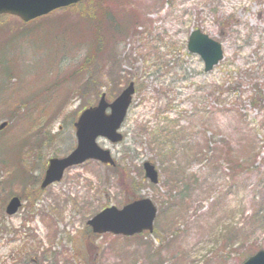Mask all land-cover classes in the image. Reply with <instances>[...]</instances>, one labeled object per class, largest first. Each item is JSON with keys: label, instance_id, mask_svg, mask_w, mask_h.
I'll use <instances>...</instances> for the list:
<instances>
[{"label": "rangeland", "instance_id": "obj_1", "mask_svg": "<svg viewBox=\"0 0 264 264\" xmlns=\"http://www.w3.org/2000/svg\"><path fill=\"white\" fill-rule=\"evenodd\" d=\"M129 8L134 33L116 35L98 68L84 65L85 29ZM99 10L92 27L78 25ZM0 26V264H242L264 250V0H92L29 23L0 15ZM197 28L223 46L211 71L188 50ZM130 81L123 141L97 139L118 166L87 161L42 189L48 160L76 146L80 112ZM13 195L23 204L9 215ZM141 197L158 207L153 233L87 225Z\"/></svg>", "mask_w": 264, "mask_h": 264}, {"label": "water", "instance_id": "obj_2", "mask_svg": "<svg viewBox=\"0 0 264 264\" xmlns=\"http://www.w3.org/2000/svg\"><path fill=\"white\" fill-rule=\"evenodd\" d=\"M82 0H0V15L11 14L28 22L49 12L75 4ZM188 50L197 53L204 61L205 71H211L224 58L221 42L210 37L201 29L193 30L188 40ZM136 92L134 81L126 85L112 100L103 92L97 104L82 110L74 123L77 144L67 155L49 159L41 188H46L63 178L67 168L97 160L115 165L116 161L108 148L97 142L104 137L112 143H119L124 135L121 128L127 117ZM7 122L0 124L4 128ZM145 176L155 184L159 183V170L151 160L143 162ZM22 206V200L14 195L6 205V213L13 215ZM158 208L152 199L144 197L125 204L121 208L111 205L103 208L87 224L94 233H112L115 235L133 236L144 231L153 232ZM242 264H264V250H259Z\"/></svg>", "mask_w": 264, "mask_h": 264}, {"label": "trees", "instance_id": "obj_3", "mask_svg": "<svg viewBox=\"0 0 264 264\" xmlns=\"http://www.w3.org/2000/svg\"><path fill=\"white\" fill-rule=\"evenodd\" d=\"M92 0H84L81 1L77 4V5H82L86 2H89ZM74 6V5H72ZM71 6L65 7L63 8L64 10L69 9ZM101 10H99V12H89L88 14V19L83 21V26L82 24H78L81 25L84 28H87L86 26H91L93 25V23H91L93 16H97V14L100 15ZM103 17L100 16V18L103 20L104 23H106V26L101 28L99 27V25H96V27H93V32L90 35V31L89 29H85L88 35V42H89V47L90 49V54L91 56L86 57L85 58V62L84 65H92V63H95L98 66L101 63H105L107 61L108 58H111L112 56H114V53H112L111 48L109 49V52L107 51L109 45L111 46V44L113 43V41L116 38V35H118L119 37L123 38L126 37L128 35H132L134 33V30L136 28L135 25V20H136V16L137 14H135L132 10H130V8L127 10H125L121 15L119 14H113L110 11H107L104 13V11H102ZM138 17V16H137ZM31 22V21H30ZM25 23H29V22H25ZM1 27V26H0ZM114 44V43H113ZM106 49L105 51L103 50ZM104 52V53H103ZM112 59V58H111ZM2 69H0V71L2 70L3 72L7 73L5 70H3V66H1ZM93 84V82H92ZM172 120H170L171 122ZM169 122V120H168ZM174 132H176L175 130L172 131L170 134H173ZM118 164L114 167H117ZM25 171V172H24ZM26 171L27 170H20L16 169L13 173H11L12 178H15L16 180L18 179V182H20L21 184L24 183V179H25V175H26ZM25 175H24V174ZM21 190H23V193H21V197L24 199V197L27 195L26 193L28 192L30 194L31 197V193L32 191L29 189H25L24 187L21 188ZM132 197H136L135 193L133 194ZM133 198V199H134ZM66 263H70V264H74L75 262H68L66 260Z\"/></svg>", "mask_w": 264, "mask_h": 264}, {"label": "flooded vegetation", "instance_id": "obj_4", "mask_svg": "<svg viewBox=\"0 0 264 264\" xmlns=\"http://www.w3.org/2000/svg\"><path fill=\"white\" fill-rule=\"evenodd\" d=\"M42 181V180H41Z\"/></svg>", "mask_w": 264, "mask_h": 264}]
</instances>
